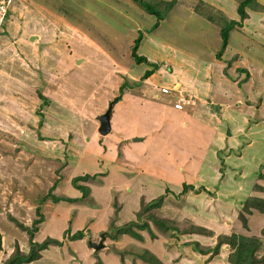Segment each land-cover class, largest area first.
<instances>
[{"label": "rangeland", "instance_id": "374dc122", "mask_svg": "<svg viewBox=\"0 0 264 264\" xmlns=\"http://www.w3.org/2000/svg\"><path fill=\"white\" fill-rule=\"evenodd\" d=\"M170 1L172 9L152 30L156 17L133 0H14L10 5L0 34V264L15 252L28 253L32 238L48 237L63 242L48 245L29 264H150L140 254H153L163 264H232L229 244L220 243L232 233L259 237L257 256H264V213L242 207L256 182L263 185L256 192L264 198V128L258 131L244 120L254 119L264 98L258 92L264 89V0H258V15L247 10L242 24L234 25L219 58V17L239 19V0L155 4L162 10ZM140 32L139 54L160 66L146 84L140 76L147 65L136 64L130 54ZM123 81L128 83L123 91L145 92L162 103L175 95L176 107L215 129L199 164L183 166L180 185L139 218L146 221L151 212L207 232L163 231L150 222L154 237L137 227L140 239L108 236L128 186L120 190L123 200L107 198L109 216L101 210L105 205L96 199L105 197L101 186L109 174L99 160L97 168L90 166L96 157L86 144L102 142L97 115L121 94ZM257 121L264 126V119ZM121 151L118 145L115 159L124 162ZM84 174L95 176L77 182L88 186L83 196L76 194L72 179ZM183 183L193 189L180 194ZM75 195L73 201L64 199ZM56 196L63 199L55 202ZM153 198L139 197L137 210ZM68 227L71 233L75 227L84 231L81 249L65 237ZM100 241L103 247L95 249L92 244Z\"/></svg>", "mask_w": 264, "mask_h": 264}, {"label": "crops", "instance_id": "0c3cea01", "mask_svg": "<svg viewBox=\"0 0 264 264\" xmlns=\"http://www.w3.org/2000/svg\"><path fill=\"white\" fill-rule=\"evenodd\" d=\"M252 12L258 15L257 11ZM151 76L146 78L147 80L144 79L145 84L149 82ZM162 86H165V84ZM185 90L182 89L181 91L185 92ZM258 90L264 95L263 88ZM145 91L147 90L145 89ZM164 92L167 93L168 91L165 90ZM143 94H134L124 90L120 100L112 106L110 114L111 128L106 135H102V144L97 140H92L86 144L87 149H94V151L88 150V153H92L96 157L94 163L90 162V166L97 168L99 160L101 161L100 165L106 168L105 170L109 174H106V181L101 186V193H104L105 197L100 195L96 199L99 204L105 205V208L101 210L107 212L109 216L111 208L107 198H112L115 195L123 200L125 196H122L120 190L123 189V185L128 186L127 194L129 196L124 198L125 201L119 203L120 209L117 211L116 225L131 220L133 214L137 211L139 197L153 198L164 193L167 188L170 190L174 186L180 185V181L184 178L183 174L180 173L184 169L183 166H196L199 164V155L210 149L209 145L217 136L214 128L203 123L205 119L193 116L186 110L183 111L181 108L176 107L177 105L171 102L175 95L169 99V102L165 99L161 100L164 101L162 103L155 101L154 98L144 97ZM219 110H222L220 106ZM255 113L254 119L244 120L248 123L249 121L254 122V126L260 127L258 131H262L260 129H263L264 126L261 127V123L257 120L264 119V98L260 101L258 110H255ZM254 126L251 128H255ZM208 127L211 128L210 131ZM209 133L211 134L209 135ZM131 137L141 139L130 141ZM118 145L122 150L123 158L128 161L127 164L124 163L125 161L115 159ZM262 147L264 146L262 145ZM127 166L131 168L128 169ZM184 175L186 176V174ZM112 177L114 178L112 179ZM251 186L248 187L245 195L256 193L254 196L261 197L260 193L253 190ZM75 192L79 194V190L76 189ZM78 196L75 195L70 198ZM128 197L132 200L127 205L126 200ZM75 225L80 226V221H75ZM76 228L79 227H75V231ZM81 241V239L71 240L70 243L71 246L75 245L81 249ZM82 254H85V252L82 251ZM34 261L36 259L30 263Z\"/></svg>", "mask_w": 264, "mask_h": 264}, {"label": "trees", "instance_id": "16d2710c", "mask_svg": "<svg viewBox=\"0 0 264 264\" xmlns=\"http://www.w3.org/2000/svg\"><path fill=\"white\" fill-rule=\"evenodd\" d=\"M135 1L141 8H143L148 14L154 15L156 17V21L152 24L151 30L154 28H157L159 25V21L164 19L167 15L170 9H172L173 3L172 1L168 2L166 4V8L162 9L157 7L158 3H162L163 0H155V2H152L151 0H133ZM157 3V4H155ZM258 4V0H239L238 5L236 7V13L239 19L230 18L227 19L225 16L219 17L221 20V26H220V49L216 53L217 58L221 56V54L224 52L226 46L229 43V33L231 29L234 27V25L240 26L243 22V20L248 16L247 10L250 11H257L256 5ZM261 8V7H260ZM259 8V9H260ZM264 8V7H263ZM261 10V9H260ZM142 38V33L140 32L137 36V38L134 40L133 45L131 46L130 54L132 59L136 64H145L147 65V68L143 71V73L140 76V79H146L149 76H151L160 66L157 61L149 60L146 56L139 54L138 47L140 45V41ZM230 64V61L228 62L227 66ZM128 85L127 81H123L119 86V93H123V89L125 85ZM121 94L117 95L112 99L110 102L115 103L121 98ZM118 155H120V150H118ZM95 175L90 176L89 174L84 175H77L72 179L73 186L79 190L82 195L84 196L86 192L88 191L87 185L78 184V181H84L87 177H94ZM189 176V175H188ZM182 190L180 191V194H183L188 189H193L192 184H182ZM261 187L263 185L261 183H254L251 188L253 190H261ZM204 189V188H201ZM168 188L165 190L164 193L154 197L147 203L143 204L140 209L136 211V219L129 220L128 222H124L120 225H114L112 227L111 233H109V237L112 239H119L123 235L132 236L135 238H142L143 236L139 231H135L134 227H137L140 230H146L151 234V236H155L154 230L150 226V222L153 223L156 227L159 229L165 230H173L174 232H180V233H191V232H204V230L199 225H194L192 222H190V226L186 227L182 225V221H177L176 219L172 218H165V217H159V215L155 213H148V220L141 221L139 220L140 215L143 211H151L152 209H157L160 207L163 203L164 197L166 196V193L168 192ZM198 191V189H195ZM55 202H58L62 200L63 198H60L59 196L53 197ZM68 199L69 201H73L75 199L73 198H64ZM244 211L247 213H250L252 211V207L256 208L257 210L264 213V198L254 195H245L243 206ZM242 219H245L243 213H241ZM116 219V218H115ZM185 221V220H183ZM38 223V221H37ZM180 223V224H179ZM183 228V229H182ZM207 232V231H206ZM30 236L32 237V232L29 231ZM84 231L82 229H78L74 231V233H71L70 228L65 229V237L68 240H77L84 237ZM64 236V235H63ZM33 239V238H32ZM31 239V247L28 251V253L23 254L20 252H15L12 254L7 261L4 264H25L30 263L31 261L38 259L40 257V251L43 249H46L48 245L50 244H56L60 245L62 244V240H58L55 238H46L41 242L33 241ZM226 239V240H225ZM259 241V237H253V236H246L243 234H236L232 233L231 235L223 236V240L220 241V243H227L229 244V247L231 249L230 251V260L232 264H258V263H264V256L258 258L257 251L259 249V244H257ZM218 250V245L214 247V251L216 252ZM142 258H144L146 261H148L150 264H163L162 261L157 259L155 255L148 254V256H145V254H140Z\"/></svg>", "mask_w": 264, "mask_h": 264}, {"label": "water", "instance_id": "95a60500", "mask_svg": "<svg viewBox=\"0 0 264 264\" xmlns=\"http://www.w3.org/2000/svg\"><path fill=\"white\" fill-rule=\"evenodd\" d=\"M112 105H113V103L110 102L108 104L106 110L103 113H101L100 115L97 116V120L99 122L98 132L101 135H106L110 131V128H111V126H110V113H111V110H112ZM227 133L230 134L229 131H227ZM140 139L141 138H139V137L134 138V140H140ZM92 246L95 249L101 248V247H103V242L100 241L97 244L93 243Z\"/></svg>", "mask_w": 264, "mask_h": 264}, {"label": "built area", "instance_id": "2783aa9c", "mask_svg": "<svg viewBox=\"0 0 264 264\" xmlns=\"http://www.w3.org/2000/svg\"><path fill=\"white\" fill-rule=\"evenodd\" d=\"M13 1L14 0H0V32L2 31L7 19L9 6ZM163 90L165 91V89Z\"/></svg>", "mask_w": 264, "mask_h": 264}, {"label": "clouds", "instance_id": "9594fccd", "mask_svg": "<svg viewBox=\"0 0 264 264\" xmlns=\"http://www.w3.org/2000/svg\"><path fill=\"white\" fill-rule=\"evenodd\" d=\"M13 2H14V1H13ZM13 2H12V3H13ZM12 3H11V4H12ZM11 4H10V5H11ZM9 7H10V6H9ZM8 13H9V10H8ZM7 17H8V15H7ZM6 20H7V19H6ZM5 23H6V21H5ZM0 34H1V32H0ZM110 114H111V113H110Z\"/></svg>", "mask_w": 264, "mask_h": 264}]
</instances>
